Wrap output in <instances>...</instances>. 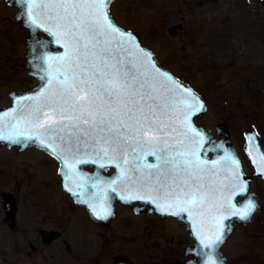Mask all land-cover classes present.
I'll list each match as a JSON object with an SVG mask.
<instances>
[{
  "label": "snow or ice",
  "instance_id": "1",
  "mask_svg": "<svg viewBox=\"0 0 264 264\" xmlns=\"http://www.w3.org/2000/svg\"><path fill=\"white\" fill-rule=\"evenodd\" d=\"M21 2L27 23L54 37L64 53L38 58L47 64L45 84L23 97L28 104L0 113V141L38 142L79 177L81 188L91 178L82 177L78 165H114L116 177H96L89 185L98 190L87 201L98 219L111 215L109 189H119L121 200L146 201L161 214L186 213L200 245L210 250L204 253L207 264H221L211 251L231 229L224 222L231 216L248 219L257 205L251 197L240 207L232 203L248 188L232 152L201 159L204 134L191 124L204 108L199 97L112 23L110 0ZM247 138L251 144L253 136ZM248 154L264 174V154L257 158L251 146ZM149 156L156 162L147 163Z\"/></svg>",
  "mask_w": 264,
  "mask_h": 264
},
{
  "label": "rangeland",
  "instance_id": "2",
  "mask_svg": "<svg viewBox=\"0 0 264 264\" xmlns=\"http://www.w3.org/2000/svg\"><path fill=\"white\" fill-rule=\"evenodd\" d=\"M264 0H112L115 21L137 34L159 62L189 83L207 110L194 122L210 129L225 123L260 208L235 228L225 246L231 264H264V181L243 150V131L254 129L264 148ZM18 7L0 0V108L9 91L37 85L25 61L27 29L15 18ZM173 25H181L174 36ZM46 38L45 33L39 32ZM56 158L36 147L20 150L0 144V264H112L126 256L135 264H171L179 247L171 242L173 221L136 217L126 207L109 226L94 224L61 187ZM111 169V168H109ZM13 196L6 215L3 194ZM141 225V228L139 227ZM54 229L62 238L43 248L39 231ZM181 236L184 229L181 227ZM173 253V254H171ZM42 258L44 261H42ZM124 259V258H123Z\"/></svg>",
  "mask_w": 264,
  "mask_h": 264
},
{
  "label": "water",
  "instance_id": "3",
  "mask_svg": "<svg viewBox=\"0 0 264 264\" xmlns=\"http://www.w3.org/2000/svg\"><path fill=\"white\" fill-rule=\"evenodd\" d=\"M7 1H8V3L14 4L15 6L18 7L17 12L15 13V18L17 20H21L23 26L28 31V36L25 37V40H24L25 45H26V53H25L26 68H27L28 74L31 76H34L37 79L38 84L36 86L30 88V89H27V90L11 91L9 93V97L11 99L10 106L0 108V113H3L5 111H10L14 107H23L24 105L28 104L29 101L23 100V97L33 95L34 93L37 92V90H39L41 88L42 85L45 84L46 76H45V72L43 69L47 68V64L43 63L40 59H38L39 57H42L45 54L56 56V55H62L64 53V49L62 47H60L55 42L54 37H52L49 33L45 32L43 29H36L27 23L26 7L23 5L21 0H7ZM111 1L112 0H110V3H111ZM109 4H108L107 11H108V15H109L112 23L116 27H118L122 32L130 33L135 38V40L138 43V45L140 46V48H142L143 50H145L146 52L151 54L153 62L158 66V68L160 70L169 74L171 77H173L180 84L184 85L187 88H190L192 90V92L197 97H199L200 101L203 103V105H204L203 110L196 112L191 117L192 127L204 134V143L201 146H199V155H200L201 159H206L208 161H212L214 159H217L218 157H222L224 154V150H228V151L232 152L236 156V158L239 159V156L236 152V149L230 140V131H229V129L225 123H218L216 125V127H215L216 134L221 136V139L216 140L214 138V135L211 133L210 129L199 126L194 122V119L197 115H200L207 110V104H206L204 97H202L196 90H194L187 82L182 81L181 79L177 78L169 70L164 68L160 64L158 59L156 58L154 52L151 51L150 49H148L147 47H145L144 45H142L141 41L139 40V38L137 37V35L135 33H133L130 30H125L122 27H120L113 20L111 14H110ZM262 5L264 7V1L262 2ZM180 26L181 25H173L169 29V34L174 36L176 34V28H179ZM39 32L45 33L49 38L44 37L43 35L39 34ZM41 45H44V46L42 47ZM42 77H44V79H42ZM17 99H20L22 102L21 105H19V106L16 104ZM249 135L253 136V140L251 141V144L247 138ZM244 137H245L244 150L247 153L248 157L250 158V161H251L252 165L254 166V170H255L253 176L262 178L264 180V174H261L257 171L256 165L252 161V157H250L248 154V150H249L250 146L252 148L253 155L257 156V158L259 155L264 154V150L262 149V147L259 144L257 133L253 129H246L244 131ZM195 139L199 140V137H195ZM0 144L5 145L7 148H11L12 146L17 145V146H19L20 150L25 149L27 147H36L39 149L46 150L52 156H54L51 153L50 149L43 148L36 141H26V142H22L19 144H13V143L5 140V141H0ZM193 146L196 147V145H193ZM208 152H212L213 155L211 157L208 156ZM239 161H240V159H239ZM58 162H59V174L61 176V184H62L63 189L70 193L75 204H77L79 206H84L86 208V210L88 211V213L90 214V216H92V218L95 221L105 223V222H108L109 220H111V218H113L115 215V212H114V203L115 202L132 204L133 202L138 201L140 204L139 206H140L142 211L155 212V213L159 214L160 216H169L166 214H161L159 211H157L155 209L154 205H152L146 201H142V200H128V201L121 200L120 195H119V189L115 192L109 189L107 191V205L110 208L111 215H109L106 219H98L96 217V215L93 213L92 209L89 207V204L87 203V201L92 199L97 194L98 190L90 187L89 185L95 180L96 177H100L102 181L112 179L119 174V170L114 165H111V164H109L105 168H100L96 164L78 165L76 168V171L78 173H80V175L82 177L91 178V179H87L84 186L81 188V187H77V184L80 183L79 177L71 176L69 169L63 165L62 161L58 160ZM146 162L147 163H155L156 161H155L154 157L149 156V157H147ZM87 165L93 166L94 170L92 172L85 170L84 166H87ZM240 166H241L240 170H241L243 179L247 182L248 188H247V191L245 193H238L236 196H234L232 199V203L235 204L237 207H240L245 203V201L249 197H251L256 202L257 206H256L255 211L246 220H241V219H239V217L231 216V217H229L228 220H226L224 222L225 224L230 225L231 229H230V231L225 232L223 243L229 237L234 226L237 223L246 224L254 216L256 211L260 208V202H259L258 194L255 192L249 191L250 184H251V177L246 175V173L244 172V169L241 165V161H240ZM110 167H114V169H115L114 172L111 173L109 176L103 175V170L104 171L108 170ZM66 173L68 175H65ZM224 175H225V173L221 172V179L224 178ZM69 189H71V191H69ZM73 192H78V193L82 192L83 194L77 196V195H73ZM238 197H242V200H238ZM3 200H4V208L6 211V215L7 216L12 215L13 212L15 211V203H14L13 197L8 193H4L3 194ZM174 217L178 218L179 220L183 221L186 224L187 229L190 231V235L194 239V246L188 248V255H191L193 257V259L185 262L184 264H207V256L204 255V253L209 252L210 250L204 249L200 245L199 240L196 237L192 221L189 220L186 213H183L180 216H174ZM41 234H42L43 240L46 242H49L52 238H55L57 236V233H54V232L42 231ZM223 243H221L214 251H211V255L214 258H218L221 261V264H227L226 258L223 256L221 249H220ZM116 264H123V262L116 260ZM152 264H159V263H152Z\"/></svg>",
  "mask_w": 264,
  "mask_h": 264
},
{
  "label": "flooded vegetation",
  "instance_id": "4",
  "mask_svg": "<svg viewBox=\"0 0 264 264\" xmlns=\"http://www.w3.org/2000/svg\"><path fill=\"white\" fill-rule=\"evenodd\" d=\"M220 138L221 137H218L217 139H220ZM261 147H262V145H261ZM263 150H264V148H263ZM208 154L210 155L211 153L209 152ZM239 157H240V155H239ZM240 159H241V157H240ZM241 162H242V159H241ZM242 165H243V162H242ZM57 166H59V163H58ZM86 169L88 171H93L94 167H86ZM112 172H113V169L105 170L104 171V175H108V174H110ZM58 176H59V180H60V183H61V177L59 175V169H58ZM64 192H65L66 196L70 199V201L72 200L71 202L73 203L74 206H76L78 208H82V209H84L86 211L85 207L78 206L77 204L74 203L73 199L70 197L71 195L68 192H66V191H64ZM238 199H241V198H238ZM139 205L140 204H139L138 201L133 202L132 204L116 202L115 203V215H114V218H112L110 221L105 222V223H101V222L95 221L90 215H89V217L91 218L92 222H94V224H98V225H102V226L107 227V226H109V224L113 220L117 219V217H118V208L119 207H126V209L130 210L133 213V215H135L136 217L145 216V215H153V216L157 217L158 219L172 220L173 223L175 222L173 224V228H172V231H171L172 237H174V238H170V241L171 242H177L179 247L177 249L178 253H176V256L169 255V257H171V260H170L171 264H184L185 262L193 259V257L191 255H188V248L194 246V239L190 235V231L187 229L186 224L183 221L179 220L178 218H176L174 216H160L159 214H157L155 212L142 211ZM11 216H13V215H10L9 217H11ZM237 225L244 226L245 224L244 225L243 224H236V226L234 227L233 231L235 230ZM139 227L141 228V225H139ZM181 227L184 229L183 236H181V233H180L181 232V230H180ZM42 231L54 232V233H57V236L55 238H52L49 242H46V241L43 240V237H42V234H41ZM233 231L230 234V236L224 241L223 245L221 246V250L223 252V255L227 258L228 264H231V260H230L229 256L227 255V253L225 251V246L228 244L229 240L231 239V237L233 235ZM39 234H40L41 243L43 244V248L51 247V245H53L55 242L59 241L62 238L61 232L58 231V230H54V229H49V230L41 229L39 231ZM171 254H173V253H171ZM120 257L121 256H118V255L115 256L113 258V260H112V264H116V260L122 261L123 264H135L128 257H126L125 255L122 256V258H120ZM42 261H44L43 258H42ZM152 263L164 264V263L158 262L156 260L150 262V264H152ZM67 264H70V263L67 262Z\"/></svg>",
  "mask_w": 264,
  "mask_h": 264
}]
</instances>
